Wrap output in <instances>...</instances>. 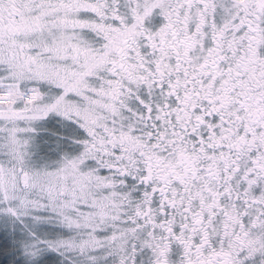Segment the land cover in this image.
I'll use <instances>...</instances> for the list:
<instances>
[{
    "label": "snow or ice",
    "instance_id": "1",
    "mask_svg": "<svg viewBox=\"0 0 264 264\" xmlns=\"http://www.w3.org/2000/svg\"><path fill=\"white\" fill-rule=\"evenodd\" d=\"M0 264H264V0H0Z\"/></svg>",
    "mask_w": 264,
    "mask_h": 264
}]
</instances>
